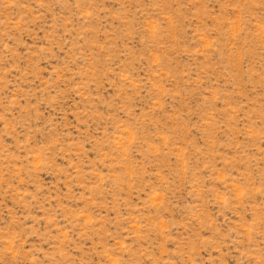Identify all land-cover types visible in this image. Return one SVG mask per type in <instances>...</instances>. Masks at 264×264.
Here are the masks:
<instances>
[{
    "label": "rangeland",
    "instance_id": "1",
    "mask_svg": "<svg viewBox=\"0 0 264 264\" xmlns=\"http://www.w3.org/2000/svg\"><path fill=\"white\" fill-rule=\"evenodd\" d=\"M0 264H264V0H0Z\"/></svg>",
    "mask_w": 264,
    "mask_h": 264
}]
</instances>
